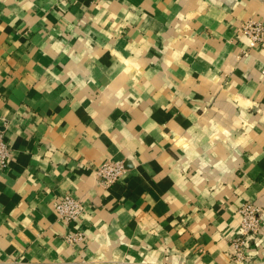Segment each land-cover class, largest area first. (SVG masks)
Segmentation results:
<instances>
[{
	"label": "crops",
	"instance_id": "obj_1",
	"mask_svg": "<svg viewBox=\"0 0 264 264\" xmlns=\"http://www.w3.org/2000/svg\"><path fill=\"white\" fill-rule=\"evenodd\" d=\"M249 18L264 0H0V264H233L240 205L264 207ZM65 194L79 222L59 218Z\"/></svg>",
	"mask_w": 264,
	"mask_h": 264
},
{
	"label": "built area",
	"instance_id": "obj_2",
	"mask_svg": "<svg viewBox=\"0 0 264 264\" xmlns=\"http://www.w3.org/2000/svg\"><path fill=\"white\" fill-rule=\"evenodd\" d=\"M240 31L248 37L249 49L264 47V22L260 19L249 18L240 25ZM243 54H247L245 51ZM13 148L0 134V166H6L12 158ZM125 170L121 161L109 160L101 165L96 173L107 183L117 181ZM54 208L60 219L66 223L79 222L85 213V206L81 199L65 194L55 202ZM241 215L240 227L231 238L230 257L233 264H254L248 253L251 241L258 237L261 232L264 207L253 201H244L239 210ZM82 238V232L76 231L68 235L70 241H78Z\"/></svg>",
	"mask_w": 264,
	"mask_h": 264
}]
</instances>
